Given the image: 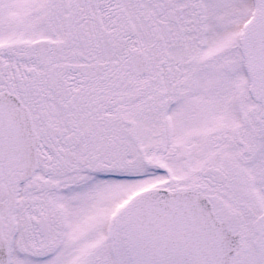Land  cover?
Wrapping results in <instances>:
<instances>
[{
    "label": "snow or ice",
    "instance_id": "snow-or-ice-1",
    "mask_svg": "<svg viewBox=\"0 0 264 264\" xmlns=\"http://www.w3.org/2000/svg\"><path fill=\"white\" fill-rule=\"evenodd\" d=\"M0 264H264V0H0Z\"/></svg>",
    "mask_w": 264,
    "mask_h": 264
}]
</instances>
